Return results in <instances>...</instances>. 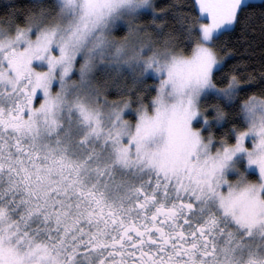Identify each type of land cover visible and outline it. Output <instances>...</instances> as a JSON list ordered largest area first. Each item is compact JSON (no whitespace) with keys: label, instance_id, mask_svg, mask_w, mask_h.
Returning a JSON list of instances; mask_svg holds the SVG:
<instances>
[{"label":"snow or ice","instance_id":"6c2138e0","mask_svg":"<svg viewBox=\"0 0 264 264\" xmlns=\"http://www.w3.org/2000/svg\"><path fill=\"white\" fill-rule=\"evenodd\" d=\"M248 7L5 6L0 264H264V56L220 44Z\"/></svg>","mask_w":264,"mask_h":264},{"label":"trees","instance_id":"16d2710c","mask_svg":"<svg viewBox=\"0 0 264 264\" xmlns=\"http://www.w3.org/2000/svg\"><path fill=\"white\" fill-rule=\"evenodd\" d=\"M14 3L18 8H24L32 3V0H0V17L5 14V6ZM154 3L159 8L171 9V6H183L189 9L193 0H154ZM251 7L245 8L240 13V23L234 25L230 30L226 31L220 38V44L225 49H232V53L226 59L225 71L230 70L233 66H239L241 69L247 67L249 72L255 71L257 74L260 70L261 58L264 56V37L260 33L259 14L264 10V0L247 3ZM173 12L169 11L168 22L169 27H175V22L172 20ZM247 18V26L245 20ZM143 23L151 21V14L142 18ZM252 29H255L253 31ZM167 30V29H166ZM149 84L151 80L147 81ZM251 93L259 94L258 85L254 84L250 88Z\"/></svg>","mask_w":264,"mask_h":264},{"label":"rangeland","instance_id":"374dc122","mask_svg":"<svg viewBox=\"0 0 264 264\" xmlns=\"http://www.w3.org/2000/svg\"><path fill=\"white\" fill-rule=\"evenodd\" d=\"M257 1H261V0H246V3L257 2ZM149 14H151V13H149ZM140 22L143 23V20H141Z\"/></svg>","mask_w":264,"mask_h":264}]
</instances>
